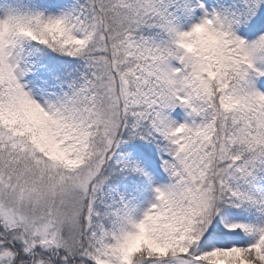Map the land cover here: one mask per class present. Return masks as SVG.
Masks as SVG:
<instances>
[{
  "label": "snow or ice",
  "instance_id": "snow-or-ice-1",
  "mask_svg": "<svg viewBox=\"0 0 264 264\" xmlns=\"http://www.w3.org/2000/svg\"><path fill=\"white\" fill-rule=\"evenodd\" d=\"M0 264H264V0H0Z\"/></svg>",
  "mask_w": 264,
  "mask_h": 264
}]
</instances>
